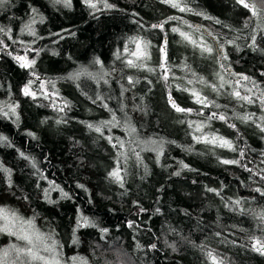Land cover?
<instances>
[{"label": "trees", "instance_id": "1", "mask_svg": "<svg viewBox=\"0 0 264 264\" xmlns=\"http://www.w3.org/2000/svg\"><path fill=\"white\" fill-rule=\"evenodd\" d=\"M97 1L0 2V215L61 264H264V4Z\"/></svg>", "mask_w": 264, "mask_h": 264}, {"label": "snow or ice", "instance_id": "2", "mask_svg": "<svg viewBox=\"0 0 264 264\" xmlns=\"http://www.w3.org/2000/svg\"><path fill=\"white\" fill-rule=\"evenodd\" d=\"M0 2H2V0H0ZM163 2L165 3H170L172 7H175V8H179L180 11H185L186 9L185 8H181L180 7V4L177 2V0H163ZM238 3H241L245 8H248L250 9V11H252V14L255 16L257 15V12L258 10L256 9V6L255 5H250L248 3L245 2V0H237ZM261 3L264 4V0H261ZM90 7L92 8H95L96 5L94 3H90L89 5ZM106 7H111L110 5H105ZM153 27H157V25H153ZM162 27V25H161ZM174 31H176V29H173ZM181 36L184 37L185 39H189L190 40V37L186 34V33H181ZM253 40H255V37H253ZM193 43H195L194 41H192ZM203 51H206V52H209L211 53L212 52V49L210 47H207L205 46ZM161 52L164 53V58L166 59V52H165V49L164 48H161ZM131 55L133 57L136 58V60H128L127 64L129 67H142L143 66V60L147 59V44L146 43H143V42H140V41H137L136 42V50L133 51L131 53ZM18 60H21V61H24L25 58L24 57H17ZM136 61H140L141 63H136ZM31 63L32 62H25V63H22L21 64V67H30L31 66ZM163 63L161 64V67H163ZM131 82V81H130ZM24 94L25 95H31V93L29 92V90L27 88L24 89ZM194 96H196V101L197 103H201V104H204V106H207V104L205 103V98H202L200 97L195 91L192 93ZM236 96L239 97V93H235ZM242 99H245V100H248V97H242ZM262 103H264V101H262ZM176 111L178 112H181V111H185L184 109H181L179 108L174 102H173V105H172ZM190 111V110H189ZM215 115V114H213ZM219 119L223 120L225 119V117L223 116H220ZM200 129V126H197V131H199ZM97 131H99V129L97 128L96 129ZM264 130V129H262ZM2 139V138H0ZM207 142H210V143H217L219 144L220 147H228V148H232V144L230 141L228 140H225L221 137H216V136H213L212 139L210 141H207ZM223 163L225 164H228V163H237V161H228V160H225L223 161ZM110 175L116 177V179H120L119 177V173L118 172H113L111 173ZM0 212H2V210H0ZM4 219H7L6 216L3 217ZM29 224H31V221H28ZM0 231H9V228L7 225H5L4 227H0ZM9 234L11 235H17V239L19 240H22V241H25L27 243V245H29V247L27 248H17L16 251L17 253H24L25 255L29 256L32 260H41V261H44V264H58V261H56V258L55 256L51 257V259H48V258H45L43 256H40L38 255V252L34 250V243H33V239H32V236L29 235V234H17V233H14V232H9ZM37 239H40L39 236H37ZM54 243L53 242V246H47L45 245L44 246V251H47V252H53L54 251ZM255 247V245H254ZM257 251H261V252H264V246L262 247H257L256 248ZM6 255V254H5Z\"/></svg>", "mask_w": 264, "mask_h": 264}, {"label": "rangeland", "instance_id": "3", "mask_svg": "<svg viewBox=\"0 0 264 264\" xmlns=\"http://www.w3.org/2000/svg\"><path fill=\"white\" fill-rule=\"evenodd\" d=\"M54 2H61L64 0H53ZM91 3H94L96 5L94 10L105 8V3L97 0H90ZM136 50V43L131 49L125 50L127 53L126 59L127 60H136L135 57L131 55L133 51ZM6 216L7 219H4L3 217ZM5 225L8 226L9 231H0V233H4L7 235H10L15 240L14 245L12 247H7L3 250L2 253H0V264H44V261L41 260H32L29 256L25 255L24 253H17V248H27L29 245L25 241L17 239V235H11L9 232H14L17 234H29L32 236L33 243H34V250L38 252V255L43 256L45 258L51 259V257L55 256L56 261H58V264L60 263V260L58 259L55 251L53 252H47L44 251V246H52L51 243L44 240L42 236H40L27 222H22L19 220H13L7 215H0V227H4ZM37 236L40 237V239H37ZM6 254V255H5Z\"/></svg>", "mask_w": 264, "mask_h": 264}]
</instances>
